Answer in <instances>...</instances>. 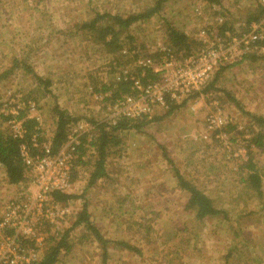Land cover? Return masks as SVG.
<instances>
[{"label":"rangeland","instance_id":"obj_1","mask_svg":"<svg viewBox=\"0 0 264 264\" xmlns=\"http://www.w3.org/2000/svg\"><path fill=\"white\" fill-rule=\"evenodd\" d=\"M155 1L0 0V114L14 117L25 109L37 116L46 143L56 129L57 107L74 119L69 133L80 143L92 140L96 122L113 114L111 89L125 75L140 77L139 58L157 68L171 27L195 39L193 53L220 45L223 61L205 84L207 95H195L196 102L178 97L171 112L157 105L142 130L121 132L106 175L91 185L95 154L86 151L83 159L90 162L76 163L68 193L77 196L61 229L71 228L85 205L108 242V264H264V148L249 147L248 131L259 128L245 113L264 116V16L246 24L264 0H166L158 13L121 34L117 52L97 43L96 33L77 31L97 13L127 16ZM256 23L261 38L244 51L241 36ZM14 60L22 66L7 72ZM217 111L227 125L203 138ZM4 126L12 130L9 121ZM246 165L259 175V189L245 180ZM177 172L205 192L219 214L196 218ZM11 188L0 166V204ZM68 240L71 249L55 264H102V241L85 224L72 228Z\"/></svg>","mask_w":264,"mask_h":264},{"label":"built area","instance_id":"obj_2","mask_svg":"<svg viewBox=\"0 0 264 264\" xmlns=\"http://www.w3.org/2000/svg\"><path fill=\"white\" fill-rule=\"evenodd\" d=\"M250 29L239 42L244 51L261 38L257 23ZM161 52V62L154 69L160 74L158 80L144 85L140 77L125 75L134 81L135 92L113 100V114L106 120L108 123L114 125L122 117L141 118L145 114L149 117L155 106L165 105L166 95L173 101L183 97L196 102L197 96L207 95L205 84L222 63L224 54L220 45L207 46L188 55L177 54L166 45ZM151 63L150 58L144 57L136 61L141 76ZM27 106L31 111L37 110L34 102ZM9 125L14 137L22 139L25 132L22 121L14 118ZM226 125L222 112L211 113L204 126L203 138L213 133L218 136ZM79 144L77 136L69 132L65 144L57 152L52 151L49 143L43 145L39 154L32 153L27 143L20 144L26 174L19 183H9L13 193L0 204V264H38L49 239L59 237L63 231L61 227L67 223L72 210L70 201H59L55 193L69 192Z\"/></svg>","mask_w":264,"mask_h":264},{"label":"trees","instance_id":"obj_3","mask_svg":"<svg viewBox=\"0 0 264 264\" xmlns=\"http://www.w3.org/2000/svg\"><path fill=\"white\" fill-rule=\"evenodd\" d=\"M166 0H156L155 5L150 8H145L139 12L130 13L127 16H122L118 14L111 13H97L96 16L90 21H85L82 24L77 25V31L86 34H93L94 40L97 43H101L105 48H109L113 51H121L123 47V42L121 39V34L127 31L133 24L140 21H145L151 18L153 15L158 13L164 2ZM210 1H220V0H209ZM253 14V15H251ZM264 16V7H257L249 14L246 24L249 25L252 21L261 19ZM226 24L222 25L225 26ZM168 43L172 50L177 54L188 55L193 53V47L195 46V39L189 37L185 32L171 27L168 30ZM135 46L132 47L134 49ZM22 62L14 60L13 66L10 70L15 69V67L22 66ZM141 73V71H140ZM139 73V75H140ZM160 77L159 72L153 71L151 68L145 69V75L141 76V82L146 85L150 81L158 80ZM37 80H41L40 77H36ZM42 82V80L40 81ZM44 82V81H43ZM47 83H45L46 85ZM134 81L123 76L120 78L115 87L111 89L110 87H103L102 92L112 91L109 96L111 99L118 98L124 94L134 93L133 90ZM173 100L170 99L169 95H166L165 105L170 106L169 111L171 112L174 108ZM172 104V105H171ZM57 114L56 129L54 135L47 141L44 142L43 133L39 126V119L37 117H28L25 109L20 111L17 115H2L0 114V166L5 169V173L9 183H19L22 181L26 174V166L20 156V144L27 143L29 149L34 154L41 153L44 144H50L53 152L59 151L67 140L68 135V125L74 121L68 113L59 108H55ZM251 117L254 124L258 126V131L249 130L250 139H248L249 147L254 146L256 148H264V116L255 115L252 113L245 112ZM13 118L22 121L23 128L25 130L23 138H16L13 132L6 126L4 122H8ZM155 118V117H154ZM150 120L145 114L141 118H129L122 117L116 124H110L107 121H97L96 129L98 133L92 140L82 138L81 143L77 147L78 158L76 163L87 165L90 160H84L88 149L94 151V170L91 173V179L89 185L93 184L97 179L106 175L105 163L107 157L111 154V149L116 146H120L123 139L120 133L128 129L142 130V128L149 123ZM253 124V125H254ZM86 137V136H85ZM36 144V145H35ZM251 161L248 162L250 164ZM246 169L249 172L246 181L253 183L255 188H260V178L259 175L254 171L253 167L246 165ZM177 178L180 187L189 193V199L187 203V208L191 209L196 218L205 219L207 217L215 216L219 214V210L214 205L213 200L205 194L199 187L195 186L192 181L185 179L180 173L177 172ZM56 198L61 202L70 201L76 198L77 195L70 193H55ZM79 216L75 220L73 226L68 229H63L60 231V235L52 236L49 239L47 249L44 251L43 256L38 264H55L58 261L60 253L64 251H69L72 244L68 240L69 234L72 228L85 224L89 229L93 231L97 238L102 241V264H108V248L106 240L99 233L98 229L94 228L93 224L89 220V215L87 208L84 205ZM127 248L130 246L125 245Z\"/></svg>","mask_w":264,"mask_h":264}]
</instances>
